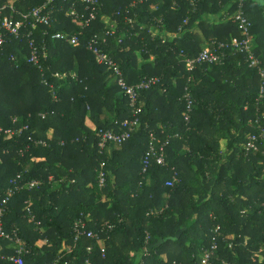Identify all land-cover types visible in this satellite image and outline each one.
<instances>
[{
	"label": "trees",
	"instance_id": "trees-1",
	"mask_svg": "<svg viewBox=\"0 0 264 264\" xmlns=\"http://www.w3.org/2000/svg\"><path fill=\"white\" fill-rule=\"evenodd\" d=\"M15 1L21 12L45 2ZM138 1L102 0L97 20L83 30L66 14L75 0H56L51 27L40 26L34 34L47 48L43 71L27 62L26 41L13 39L0 51V124L9 128L20 119V125L29 126L21 137L0 138V207L9 197L5 231H17L25 243L24 264H201L214 243L218 249L212 264H264V137L257 151L244 148L249 135L264 131V82L230 46L234 39L246 38L231 17L237 4L199 0L193 7L188 0ZM245 12L264 69V0H247ZM127 17L135 20L134 27ZM113 20L114 34L107 35ZM195 26L209 46L229 45L222 63L187 70L186 59L206 48L192 31ZM56 33H81V45L53 41ZM96 36L106 40L101 47L129 85L160 79L140 91V127L113 158L100 152L97 133L118 132L132 109L113 70L97 64L87 49ZM152 55L153 66L148 63ZM21 56L26 57L22 65ZM56 73L65 77L58 79ZM186 95L193 100L189 122ZM104 110L110 120H102ZM151 135L167 143V162L152 164L143 174ZM102 163L106 185L100 189ZM123 170L129 172L125 179ZM175 172L177 180L166 186ZM51 177L60 181L57 189ZM33 181L40 186L23 188ZM80 222L99 240L75 241ZM14 253L12 243L0 238V264H13L7 257Z\"/></svg>",
	"mask_w": 264,
	"mask_h": 264
},
{
	"label": "built area",
	"instance_id": "built-area-1",
	"mask_svg": "<svg viewBox=\"0 0 264 264\" xmlns=\"http://www.w3.org/2000/svg\"><path fill=\"white\" fill-rule=\"evenodd\" d=\"M56 0H45L44 4L41 7H36L30 10L29 12H21L19 9L15 7L14 4L11 3H1L0 0V51L4 50L6 44L13 39L26 41L29 55L27 56V62L31 64L33 67L37 68L40 71H43V66L41 64V58L47 56V48L46 46H40L37 43L34 34L38 27L46 26L51 27L53 21V8ZM147 0H139L138 3H144ZM190 1L193 7H196L199 0H188ZM222 1V0H219ZM237 4V10L233 14L232 19L234 23L237 24L238 29L242 31L245 35V39L240 41L238 39H234L231 43V47L235 52L243 54L246 62L249 64L250 68H256L264 82V69L262 67V63L259 58L256 56L254 51V37L251 34L252 22L246 15L245 7L247 0H234ZM137 5V2H134L130 5V7L134 8ZM80 7H83V10L80 11ZM102 7V0H75L73 5L69 7L67 10V16L72 17L76 22L79 23L81 29L88 28L90 24L97 20L100 9ZM130 12V10H129ZM121 13H118L120 15ZM226 16V15H225ZM229 13L227 14V18L229 17ZM126 21L132 27L135 25V20L133 18L127 17ZM162 20H159L161 23ZM117 20L112 21V31L107 32V35L114 34V28L116 27ZM188 24V19L184 21V25ZM142 29V27H141ZM183 32V27L180 28L179 33ZM79 34L69 35L66 33H56L51 35V39L53 41H63L64 43L70 44L74 47H79L81 45V41ZM106 44V40L101 36L94 37L88 44L87 49L93 54L97 64L107 66L109 69L113 70L114 79L117 81L119 87L122 89V92L128 97L130 101V107L132 109L131 118L129 120L123 121L119 126V131L116 132L114 130H100L97 133L99 138L98 147L100 152L107 151V149L111 145L122 146L126 143L132 135L138 130L140 127V114L142 113V109L137 105L139 100L140 91L149 90L151 87L157 85L160 81L158 77L145 78L141 82L136 85H129L124 76L119 65L110 57L109 54L104 52L101 45ZM229 45H225L223 43L215 44L212 46H208L203 49L199 55L195 58H187L186 59V67L188 71H193L198 66L205 64H220L224 60L226 54L224 52ZM12 61H18V58L15 56L11 57ZM58 79H63L65 75H61L56 73L54 75ZM43 83L48 86V82L46 79H43ZM53 97L57 99L56 92L54 91V86H50ZM264 93V84L261 87V97ZM187 102V108L185 112V121L189 122L190 120V112L193 107V100L189 95L185 96ZM20 120L15 119L13 122V126L6 128L0 124V138L10 140L13 138H18L24 135L25 132L29 131L28 125H20ZM259 120H257V123ZM261 129V128H260ZM264 131L261 129V133L259 135H249L247 143H245L244 148L247 152L257 151L259 149L258 142L263 139ZM39 144L46 145L44 142H40ZM159 140L151 135V141L149 142L148 151L142 159V173L146 174L149 167L152 164H157L160 166H165L167 162L166 155V146L167 143L160 144ZM23 155V152H21ZM104 164L101 165V170L98 175V186L100 189H103L106 185V174L103 171ZM174 178L171 181L166 183V186L172 187L174 181L177 180V173H174ZM40 186V182L33 181L23 188L33 189ZM21 188V189H23ZM13 191H10V194ZM9 201V197H7L0 207V238L7 239L12 243V247L15 253L11 256L7 257V260L13 264H24V256L28 253L26 249L25 243L19 237L17 231H13L12 234L7 233L5 231V215L7 211V203ZM219 228L217 229V231ZM86 237L88 239H98L97 234L92 231H88L86 225L82 222L77 224L75 229V241ZM218 249V245L216 243L213 244L210 250L204 252L202 256L201 264H212V259L215 255L216 250ZM91 250V248L89 249ZM145 256H149L147 250H145ZM90 264V263H88Z\"/></svg>",
	"mask_w": 264,
	"mask_h": 264
},
{
	"label": "crops",
	"instance_id": "crops-1",
	"mask_svg": "<svg viewBox=\"0 0 264 264\" xmlns=\"http://www.w3.org/2000/svg\"><path fill=\"white\" fill-rule=\"evenodd\" d=\"M15 2H16L15 0H9V3H11V4H15ZM192 31H193L196 35H198V37L202 40V43H201V45H200L201 48H205V47H208V46L210 45V44H209L210 42L206 39V36H205L203 30H201V29H199L197 26H195V27H193ZM174 36H176V35H174ZM175 38H177V37H174L173 39H175ZM148 63L151 64L152 66H153L154 64H156V60H155V56H154V55L150 56V60H149ZM138 64H139V65H142V64H143L142 60H140V57H139V60H138ZM73 75H76V73L73 74ZM111 117H112V116L110 115V113L107 112V110H104L101 118H102L103 121H106V120H110ZM18 120H20V119H18ZM87 126H88L90 129H92V130L95 129V125H94L93 122H91L89 119L87 120ZM47 136H48L49 139H52V138L54 137V130L52 129V130L48 131ZM121 150H122V147H121V146L111 145V146L108 148V150H107V155H108L110 158H113L115 152H116V151L120 152ZM127 174L129 175V172H128L127 170H123V175H125V176H122V177H123L124 179L127 178V177H128ZM50 179H51V180L53 181V183H54V184H53V189H57V188L59 187V185H61V184H60V181H58V180H53V179H54L53 177H51ZM63 179H64V178H63ZM126 180H127V179H126ZM114 181H115V183H116V177H114ZM87 218H88L89 220H91L90 215H88ZM99 245L101 246L102 249H104V247H105V242L102 241V240H100V241H99ZM129 254H130L131 256L134 255L133 252H129Z\"/></svg>",
	"mask_w": 264,
	"mask_h": 264
},
{
	"label": "rangeland",
	"instance_id": "rangeland-1",
	"mask_svg": "<svg viewBox=\"0 0 264 264\" xmlns=\"http://www.w3.org/2000/svg\"><path fill=\"white\" fill-rule=\"evenodd\" d=\"M258 4H259V2H258ZM153 8H154V9H157L156 7H153ZM153 8H152V9H153ZM160 19H161V18L156 19V20L158 21V20H160ZM254 41H255V38H254ZM25 62H26V57H25V56H21V57L19 58V63H20V65H22V64L25 63ZM30 166H31V165H30ZM30 166H29V167H30ZM29 167H28V168H29Z\"/></svg>",
	"mask_w": 264,
	"mask_h": 264
}]
</instances>
